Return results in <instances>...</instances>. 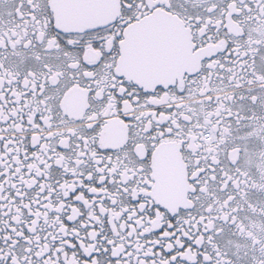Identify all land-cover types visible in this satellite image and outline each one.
<instances>
[{"label": "snow or ice", "instance_id": "6c2138e0", "mask_svg": "<svg viewBox=\"0 0 264 264\" xmlns=\"http://www.w3.org/2000/svg\"><path fill=\"white\" fill-rule=\"evenodd\" d=\"M0 264H264V0H0Z\"/></svg>", "mask_w": 264, "mask_h": 264}]
</instances>
